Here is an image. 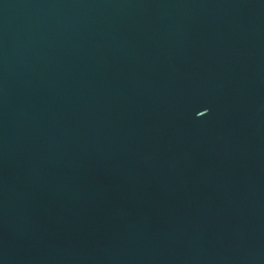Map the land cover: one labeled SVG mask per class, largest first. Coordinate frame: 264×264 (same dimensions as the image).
<instances>
[{
	"label": "water",
	"instance_id": "water-1",
	"mask_svg": "<svg viewBox=\"0 0 264 264\" xmlns=\"http://www.w3.org/2000/svg\"><path fill=\"white\" fill-rule=\"evenodd\" d=\"M0 264H264V0H0Z\"/></svg>",
	"mask_w": 264,
	"mask_h": 264
}]
</instances>
